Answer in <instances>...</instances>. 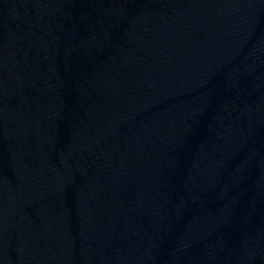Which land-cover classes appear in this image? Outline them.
<instances>
[{
  "label": "water",
  "instance_id": "obj_1",
  "mask_svg": "<svg viewBox=\"0 0 264 264\" xmlns=\"http://www.w3.org/2000/svg\"><path fill=\"white\" fill-rule=\"evenodd\" d=\"M0 264H264V0H0Z\"/></svg>",
  "mask_w": 264,
  "mask_h": 264
}]
</instances>
